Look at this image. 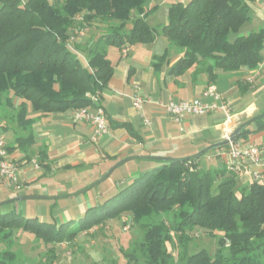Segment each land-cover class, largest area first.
<instances>
[{
  "label": "trees",
  "instance_id": "16d2710c",
  "mask_svg": "<svg viewBox=\"0 0 264 264\" xmlns=\"http://www.w3.org/2000/svg\"><path fill=\"white\" fill-rule=\"evenodd\" d=\"M253 1H177L168 8L166 24L150 26L147 0H0V110L11 112L12 122L26 133L16 136L15 143L28 151L34 143L31 126L43 116L96 107L93 98L113 75L108 49L149 44L160 32L181 55L170 66L171 74L192 69L213 79L217 70L256 72L264 64V28L239 34L249 22ZM95 24L101 26L99 37L86 45L74 44L72 50L68 41L75 26ZM167 58L166 48L154 57L153 67ZM255 123L256 130L245 127L236 141L264 129ZM215 149L192 160L161 162L87 208L71 230L70 221L57 225L15 210L0 211V244L10 245L18 232L44 244L70 243L81 233L126 216L124 223L134 225L153 219L141 226L143 237L134 251L142 261L132 264H169L165 243L172 235L184 249L181 264H264V184L252 180L239 185L225 167L203 168L201 159ZM40 154L38 162L43 164L45 152ZM195 231L215 239L213 254L206 249L187 252ZM0 252V264L13 257L10 251Z\"/></svg>",
  "mask_w": 264,
  "mask_h": 264
},
{
  "label": "crops",
  "instance_id": "0c3cea01",
  "mask_svg": "<svg viewBox=\"0 0 264 264\" xmlns=\"http://www.w3.org/2000/svg\"><path fill=\"white\" fill-rule=\"evenodd\" d=\"M170 1L172 4L173 0L161 1V5L167 4L166 12L171 5L168 4ZM177 1L186 2L187 0ZM148 2H151L148 9H152V12L160 7L154 0H147L146 3ZM249 9V24L251 22L262 24L264 6L261 0L249 3ZM166 23L167 14L163 22H156L150 26ZM93 27L94 25L85 28L87 33L84 31L78 35L74 39V44L86 45L95 41L99 34L92 37ZM254 29L247 28L241 35H247L255 31ZM160 36H163L161 32L149 44L129 45L121 51L115 48L108 49L107 58L113 66L112 78L108 86L93 99L96 107L88 108L92 112L98 108L102 109L109 124V133L96 143L90 142L91 125L74 120L75 110L54 112L37 119L31 126L34 143L28 151H25L26 146H18L14 141L17 136L15 129H18L15 124L7 127L2 125L5 124L2 121L0 137H3L7 145L13 148L9 152L10 158L21 161L18 174L22 188L19 191H13L5 186L0 177V202L15 196H62L93 183L115 163L126 157H187L224 140L225 114L223 112L214 111L203 115L187 116L180 124H177L164 110V105L169 102L199 100L203 104L224 103L232 115L231 126L234 129L264 113V66L258 73L246 69L234 73L217 70L213 79H208L206 73L196 75L192 69L179 75L171 74L168 71L170 66L181 55L168 44L164 36L166 44L160 45L158 43ZM166 48L168 49L167 60L157 68L153 67L154 57L161 56ZM77 53L81 55L80 50ZM209 87L215 89L219 95L218 100L205 95ZM137 93L144 97L140 109L135 108L132 103V98ZM30 116H34V113H30ZM144 120H147L148 124ZM258 121L264 126V118ZM121 124L125 126L122 127ZM257 125L254 122L248 126V129L254 131ZM10 131L15 135L11 136ZM20 132L21 136L26 134L24 131ZM262 142H264V129L238 140L242 147ZM41 150L45 152L43 164L38 162L41 159ZM227 152V145L209 152L201 159V166L203 168L225 167ZM33 160H36L38 167L34 166ZM161 162L152 159L128 161L125 166H129L132 174L128 175L126 180L117 183L121 187L127 185V181L161 165ZM123 167L124 165L121 166ZM261 173L264 175V166L261 168ZM236 178L239 185L252 181L248 173L237 175ZM62 198L26 199L22 202L26 210L27 204H30L26 202L35 204L39 202L37 206L46 203L49 207H53L56 201ZM95 198L91 200L96 203L93 206L100 203ZM104 199L103 194L100 195V200ZM77 204L82 206L80 202Z\"/></svg>",
  "mask_w": 264,
  "mask_h": 264
},
{
  "label": "rangeland",
  "instance_id": "374dc122",
  "mask_svg": "<svg viewBox=\"0 0 264 264\" xmlns=\"http://www.w3.org/2000/svg\"><path fill=\"white\" fill-rule=\"evenodd\" d=\"M161 1L162 0H154L155 4H159L160 7L149 16L147 20L149 25H154L156 22L160 23L165 20L167 4L161 5ZM171 2L172 1L168 4H171ZM173 2H177V0H173ZM150 3L151 2L145 4V9L151 6ZM80 19L81 15H77L76 22H79ZM76 26L75 30L78 29ZM100 27L99 24L94 25L91 33L93 34L92 37H95L99 33ZM247 28H255L254 30L257 31L264 28V22L262 24L253 22L249 24L248 22L240 28L239 34H243ZM75 30L73 35L77 38L78 34H75ZM233 37L234 36L231 35L230 39L232 40ZM158 43L160 45H165V38L160 36ZM72 46L74 47V43ZM81 55L84 54L81 52ZM4 111L0 110V124L4 121L5 124L2 125H7L8 127V125L13 124L10 116L11 112L8 113L7 110ZM15 130L17 131V136H20L21 132L17 129ZM10 135L14 136L15 133L10 131ZM123 165L124 167L121 168ZM125 165H127V162L116 168L104 181L82 193L77 192L85 187L68 193L77 194L72 197H63L57 200L53 207H49L46 203L37 206L39 202L36 204L34 202H26L30 204H27V208L24 210V203L22 202L24 200H22L0 206V211L7 212L15 208V211H21V214L26 216V218L37 217L39 221L55 222L57 225L70 221L69 229L71 230L77 226L79 218L82 217L86 209L96 204L94 201H91L94 197L98 199V203H102L105 199L110 198L125 186L121 187L120 184L117 183L121 180H126V177L132 174V171L128 168L129 166ZM129 182L130 180L127 181L126 184ZM110 185L111 189L109 188ZM102 194L105 197L104 200H100V195ZM78 202L82 203V206L77 204ZM50 212L52 215H49ZM66 213L70 214V216ZM126 219L128 220L126 216H122L117 219L109 220L103 224V226L94 227L87 232L81 233L72 242L62 244H44L34 241L28 233L18 232L11 238L10 245L4 243L0 244V251L6 250L13 253L12 258H4L7 264H125L127 260L131 261L130 264H132L133 262L135 263V261L137 262L138 256H141L140 253H137L138 251H134L143 237L141 226L149 225L153 219H145L137 225L129 221L124 223ZM166 221L169 226V220L166 219ZM191 236L193 241L187 244V252L192 253L199 249H206L211 254L215 252V239L209 237L202 231H195L191 233ZM165 246L171 258L169 264H181V257L184 249L179 246L177 237L173 235L171 238L169 237V239L166 240ZM132 253L136 254V256L130 257ZM139 260L141 259L139 258Z\"/></svg>",
  "mask_w": 264,
  "mask_h": 264
},
{
  "label": "built area",
  "instance_id": "2783aa9c",
  "mask_svg": "<svg viewBox=\"0 0 264 264\" xmlns=\"http://www.w3.org/2000/svg\"><path fill=\"white\" fill-rule=\"evenodd\" d=\"M21 1L23 2L24 0ZM261 4L264 6V0H261ZM84 31L85 29H77L75 30V34L81 35ZM74 39L75 36L72 35L68 41V45L72 50H74L72 47ZM263 66L264 65H261L256 72L258 73ZM205 95H210L214 97L215 100H218L219 97L215 89L210 87L205 91ZM143 101L144 97L140 93L135 94L132 98L133 106L137 109L141 108ZM164 110L173 122L177 124H180L182 119L187 116L221 111L225 114L223 139L228 140L231 133L234 131V128L231 126L232 115L230 114L228 106L224 103L217 104L213 102L210 104H203L199 100L169 102L164 105ZM74 120L76 122L82 121L91 125V143H96L101 137L109 133V124L104 112L100 108L95 112L90 111L88 108L75 110ZM144 122L148 124L147 120H144ZM227 147L228 152L225 162V169L227 171L236 176L248 173L252 180L264 182V175L261 173V168L264 166V142L261 144H249L242 147L238 141H234L229 142ZM20 164V161L10 158L7 143L3 137H0V177L3 179L5 186L13 191H19L22 188L18 174ZM33 164L35 167H38L36 160H33Z\"/></svg>",
  "mask_w": 264,
  "mask_h": 264
},
{
  "label": "water",
  "instance_id": "95a60500",
  "mask_svg": "<svg viewBox=\"0 0 264 264\" xmlns=\"http://www.w3.org/2000/svg\"><path fill=\"white\" fill-rule=\"evenodd\" d=\"M264 118V113H261L260 115H257L251 119H249L248 121L238 125L234 131L231 133L230 137L228 140H223L220 141L218 143H214L211 144L207 147H205L204 149L200 150L199 152L187 156V157H181V158H160V157H153V156H132V157H126L124 159L119 160L117 163H115L112 167H110L106 173H104L98 180H96L94 183H92L91 185L85 187L84 189L78 191L77 193H82L90 188H92L93 186H96L97 184L101 183L102 181H104L116 168L120 167L122 164L131 161V160H137V159H152V160H156V161H162V162H173V161H183L185 159L187 160H192L195 158L200 157L201 155H203L204 153L215 149V148H219L221 146H226L228 145L229 142H234L236 141V139L240 136L242 129H244L245 127L249 126L250 124L254 123L255 121ZM67 194V195H63V196H58V197H43V196H37V197H24V196H15L13 198L4 200L0 202V206H3L5 204H10L13 202H18V201H22V200H26V199H58V198H62V197H72L75 194Z\"/></svg>",
  "mask_w": 264,
  "mask_h": 264
}]
</instances>
